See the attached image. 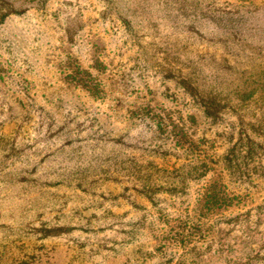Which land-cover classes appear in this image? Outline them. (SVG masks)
Wrapping results in <instances>:
<instances>
[{"label":"rangeland","instance_id":"obj_1","mask_svg":"<svg viewBox=\"0 0 264 264\" xmlns=\"http://www.w3.org/2000/svg\"><path fill=\"white\" fill-rule=\"evenodd\" d=\"M0 264H264V0H0Z\"/></svg>","mask_w":264,"mask_h":264},{"label":"trees","instance_id":"obj_2","mask_svg":"<svg viewBox=\"0 0 264 264\" xmlns=\"http://www.w3.org/2000/svg\"><path fill=\"white\" fill-rule=\"evenodd\" d=\"M224 32H227V33H229L230 35H234V34H236V33H238V29L237 28H227L226 29V31H224Z\"/></svg>","mask_w":264,"mask_h":264}]
</instances>
